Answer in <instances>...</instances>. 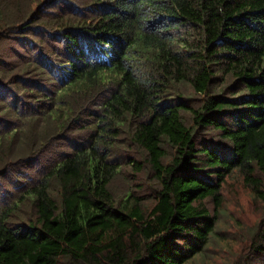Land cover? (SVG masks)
Masks as SVG:
<instances>
[{
	"label": "trees",
	"instance_id": "obj_1",
	"mask_svg": "<svg viewBox=\"0 0 264 264\" xmlns=\"http://www.w3.org/2000/svg\"><path fill=\"white\" fill-rule=\"evenodd\" d=\"M26 16L0 27L30 48L22 70L0 57V264H187L229 176L264 199V0H43ZM247 250L264 264V219Z\"/></svg>",
	"mask_w": 264,
	"mask_h": 264
},
{
	"label": "rangeland",
	"instance_id": "obj_2",
	"mask_svg": "<svg viewBox=\"0 0 264 264\" xmlns=\"http://www.w3.org/2000/svg\"><path fill=\"white\" fill-rule=\"evenodd\" d=\"M42 1L43 0H9L7 4H4L5 0L1 1L0 10L4 13L0 14V27L5 26L6 23L9 24V21H11L10 19L15 20L19 15H27L26 18H28V15H30L35 8L38 7L39 9ZM71 1L74 2L76 0ZM51 12L52 10H46V12L42 13L41 18L45 17L44 22L45 20H52L53 14ZM42 20L43 19L40 20L39 24H41ZM27 38L34 43H38L40 39V37L33 35ZM45 39L47 40V37H45ZM34 46L35 45H32L31 48L34 49ZM12 50L14 51L12 52ZM28 52H30L28 46H26L24 50L21 45L16 44L15 41H3L0 43V57L3 58L9 66L15 67L16 69L19 68L22 70V67H27L29 59L25 57L24 62L27 64H21L19 61V54L21 56H26ZM180 92L184 96H190L191 94V91L186 86H180ZM27 145L19 143L15 146V149L20 146H22L20 148H23ZM12 148L14 150L13 146ZM20 148H18V150ZM12 160L11 154L7 156L6 161L0 158V168L4 167L7 162ZM48 163H50V158L46 155L44 156L42 164L40 163V166L44 169ZM37 166H39V164ZM30 174L36 176L37 173L34 167L30 170ZM262 180L261 192L264 194V178H262ZM5 185L11 196V198L8 196L9 200H12L16 195L14 191H12V187H9L7 183H5ZM146 189L147 186L141 189L140 193H147L148 190ZM221 190L223 194V203L217 215L218 222L215 226V234L211 236L208 246H206L202 254L196 256L187 264H244L243 262L261 264L260 258L257 259L249 256L247 249L253 232L264 219L263 197L251 191L237 174L229 176ZM113 192L116 193V190Z\"/></svg>",
	"mask_w": 264,
	"mask_h": 264
}]
</instances>
